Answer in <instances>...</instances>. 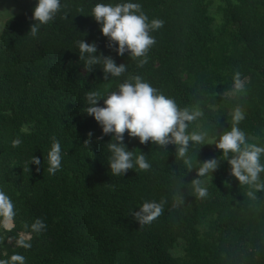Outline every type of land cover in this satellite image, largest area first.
Here are the masks:
<instances>
[{
  "label": "trees",
  "instance_id": "1",
  "mask_svg": "<svg viewBox=\"0 0 264 264\" xmlns=\"http://www.w3.org/2000/svg\"><path fill=\"white\" fill-rule=\"evenodd\" d=\"M13 2L18 13L0 30V191L10 197L15 215L9 229L0 217V260L19 254L25 264H264V191L250 199L249 186L229 174L221 150L208 144L231 130L239 106L245 119L238 127L246 142L264 147V0H61L66 7L35 38L27 33L38 0ZM127 2L140 4L149 23L164 22L150 33L156 43L143 67L107 47L91 16L98 3ZM80 39L95 42L97 54L111 56L117 65L126 64V72L106 81L102 65L88 73L79 60ZM237 71L243 92L233 91ZM135 75L179 108L203 112L186 130L208 133L204 145L190 142L191 171L176 158L175 145L165 150L150 141L141 144L126 132L133 160L143 153L151 168L111 174L112 137L83 112L85 93L106 98ZM98 104L104 106L103 99ZM90 131L91 148L83 145ZM53 136L61 144L62 163L49 175ZM14 140L20 141L17 147ZM32 156L41 160L39 172L29 164ZM211 158L220 167L201 178L208 196L199 198L191 181ZM260 178L264 181V173ZM181 193L184 202L177 203ZM161 199L167 201L163 214L140 227L130 210ZM38 218L47 225L39 234L31 231ZM20 239L31 247L18 246Z\"/></svg>",
  "mask_w": 264,
  "mask_h": 264
},
{
  "label": "clouds",
  "instance_id": "2",
  "mask_svg": "<svg viewBox=\"0 0 264 264\" xmlns=\"http://www.w3.org/2000/svg\"><path fill=\"white\" fill-rule=\"evenodd\" d=\"M64 7L66 5H62L61 0H38L31 17L34 23L30 25L27 34L35 38L41 27L54 21ZM91 16L101 26L103 36L108 39L107 47L121 56L127 53L131 60L137 61L138 67H143L148 62L147 54L156 43L150 33L159 30L164 24L160 19H153L149 23L148 16L142 11V6L132 2L115 5L98 3L92 9ZM62 19H67V13L62 16ZM76 44L79 49V60L85 62L84 68L88 73L94 70V66L102 65L106 81L109 75L120 77L126 72V64L117 65L111 56L97 54L98 47L95 42L87 43L80 39L76 41ZM233 80V91L243 92L245 84L241 79V73L235 72ZM85 99L88 106L83 112L95 119L102 128L103 135L111 134L112 138L107 143L110 152L107 160L112 175L122 177L134 166H138L141 171H148L151 168L143 153L133 160L134 152L127 150L124 143L126 132L130 138H139L141 144L150 141L165 150L168 145H175L176 158L183 160L188 171L193 169L192 160L187 156L191 147L190 142L204 145L208 135L207 131L190 134L186 131L190 123L203 116V112L198 107L179 108L172 98L161 94L139 75L126 79L118 86L117 91L111 92L106 98L101 97L97 91H88L85 93ZM101 99L104 106L98 104ZM244 119L245 113L241 107L237 106L232 113L231 130L219 134L218 141L215 138L208 144H215V147L221 150L230 165L229 174L235 177L240 185L249 186L247 196L250 199L258 200L257 191H264V181L260 178V174L264 173V164L261 163L264 147L246 142V134L238 127ZM92 136L91 131L87 133V139L83 142L85 147L91 148ZM101 139L103 136L97 137L98 141ZM51 141V149L47 153V172L49 175H55L61 169L62 150L55 136L51 137ZM19 143V140H14L12 146L17 147ZM220 163L219 159L211 158L203 161L197 168V178L191 181V185L199 198L208 196L207 189L202 186L201 178L208 174L212 175L220 167ZM29 164L37 165L36 171H40V158L32 156ZM225 184L230 187L227 181ZM176 200L177 203L184 202L182 193ZM166 203L165 199H161L159 203L144 202L139 207V211L130 210V214L139 222L140 227L150 225L163 214ZM14 215L13 202L3 191H0V217L10 221ZM46 227L43 219L38 218L31 225V231L39 234ZM17 244L25 249L31 247V244L24 239L18 240ZM0 264H25V257L14 254L9 260H0Z\"/></svg>",
  "mask_w": 264,
  "mask_h": 264
},
{
  "label": "rangeland",
  "instance_id": "3",
  "mask_svg": "<svg viewBox=\"0 0 264 264\" xmlns=\"http://www.w3.org/2000/svg\"><path fill=\"white\" fill-rule=\"evenodd\" d=\"M16 13H18V9L15 7L13 0H0V30L5 20ZM3 225L7 229L11 227L10 221H5ZM180 246L182 247V242L177 244V250H179Z\"/></svg>",
  "mask_w": 264,
  "mask_h": 264
}]
</instances>
